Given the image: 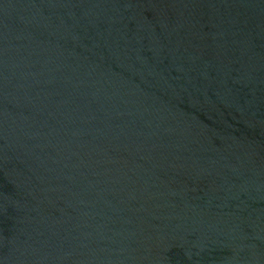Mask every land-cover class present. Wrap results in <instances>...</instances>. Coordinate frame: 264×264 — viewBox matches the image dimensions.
<instances>
[{
    "label": "water",
    "instance_id": "obj_1",
    "mask_svg": "<svg viewBox=\"0 0 264 264\" xmlns=\"http://www.w3.org/2000/svg\"><path fill=\"white\" fill-rule=\"evenodd\" d=\"M0 264H264V0H0Z\"/></svg>",
    "mask_w": 264,
    "mask_h": 264
}]
</instances>
